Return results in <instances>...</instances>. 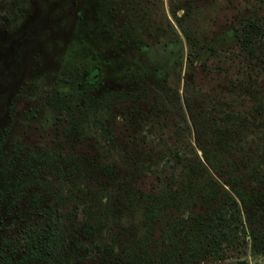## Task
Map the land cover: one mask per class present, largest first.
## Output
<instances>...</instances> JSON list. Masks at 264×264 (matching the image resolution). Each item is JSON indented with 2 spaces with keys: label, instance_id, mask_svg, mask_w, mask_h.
<instances>
[{
  "label": "rangeland",
  "instance_id": "obj_1",
  "mask_svg": "<svg viewBox=\"0 0 264 264\" xmlns=\"http://www.w3.org/2000/svg\"><path fill=\"white\" fill-rule=\"evenodd\" d=\"M247 19L260 27L253 53L229 32ZM2 170L18 189L3 188ZM160 176L178 198L147 225ZM221 206L214 232L233 242L193 264H264V0H0V244L18 256L25 230L50 213L76 208L79 224L99 208L111 249L76 227L79 245L52 264H188L157 257L170 223Z\"/></svg>",
  "mask_w": 264,
  "mask_h": 264
},
{
  "label": "trees",
  "instance_id": "obj_2",
  "mask_svg": "<svg viewBox=\"0 0 264 264\" xmlns=\"http://www.w3.org/2000/svg\"><path fill=\"white\" fill-rule=\"evenodd\" d=\"M259 29L260 27L257 23L251 19H247L246 22L240 26V28L236 29L235 27H232V30H229V32L235 34L238 37L240 46L243 49L253 53L255 50L253 38L259 33ZM96 121L97 120H94V124ZM99 122L100 127H97L101 130L103 137L107 139V141H112L113 137L110 128L104 124L101 118ZM2 154L5 155L4 153ZM10 157H8L6 162L3 161L4 159L2 157V162L8 165ZM64 157L67 160V156ZM205 157L214 170L218 171L220 174L225 173L222 166H217L208 152H205ZM190 166L196 170V167H204V164L201 160H199L193 164H190ZM198 171H200V169ZM2 175L4 176V189L10 190L13 189V187L18 189L21 184L20 181L14 182L11 178V175H5L3 170ZM160 177L163 184L161 192L159 194H152L150 202H145L143 205V213L147 225H151L157 219V216L160 213V208L170 203L169 196H172L173 194L169 186H167V177ZM247 177L253 180L259 179L254 166L249 168ZM211 181L212 185H209V188L211 189L209 192L207 191V195L214 199L215 195L218 193L216 189L220 185L213 177H211ZM232 181H229L231 186ZM214 185L217 187L215 188ZM232 189L236 192L238 198L245 204L247 197L242 192V190L237 188V186H232ZM81 190L83 189L81 188ZM38 196L39 195L34 194L31 197V202L33 204H35ZM173 196L174 197L172 198H174V201H176L178 195L173 194ZM81 197L83 199L82 201L85 203L87 200L84 192ZM229 197L232 196L229 195ZM69 198L70 200H73L77 203V198L74 194H72V196L70 195ZM102 198L103 193L101 192L99 193L100 202L102 201ZM134 203L137 205L138 202L135 201ZM87 205H89V203ZM99 206L100 203L97 205V207ZM99 210V208L98 210L88 209L89 220L87 218H83L79 224L73 220V217H75L77 214L76 208L68 210L67 213H65V211H58L54 216L50 213L48 218L39 228L34 230H25L24 234L22 235V248L18 256L12 254L15 252L16 247L12 246L10 241L3 240V243L0 244V264H33L35 262H39L40 264H52L54 263V259H62L69 248L79 245L80 239L78 238L77 232L74 230L76 227H79L86 236L94 235L92 230H95L97 234H100V237L104 241L106 247L111 249L112 245L105 242V239L102 236L103 218L101 219L98 217V213H100ZM226 211L227 208L221 206L211 212L207 211L200 214L190 213L187 216L182 217L178 222L170 223L169 230L173 239L170 250H162V252L157 254V257L166 259L168 263H173V261H176L179 259V257H183L185 259V263L188 264L199 262L203 259V257L208 256L223 258L225 255L224 247H222L223 241L231 243L233 242V239L225 232L222 236H216L214 227L217 225L218 221L226 225ZM177 227H180V229L183 231V241L188 245V249L184 250L183 252L179 250ZM6 245L11 246V248L8 250L11 254H8V251L5 250ZM87 247L90 250L101 249L100 244L97 241H93L91 244L88 242ZM145 251L147 252V249H145ZM229 264H248V261L244 257H237Z\"/></svg>",
  "mask_w": 264,
  "mask_h": 264
},
{
  "label": "flooded vegetation",
  "instance_id": "obj_3",
  "mask_svg": "<svg viewBox=\"0 0 264 264\" xmlns=\"http://www.w3.org/2000/svg\"><path fill=\"white\" fill-rule=\"evenodd\" d=\"M16 96H17V93H14L13 96H12V101H11V103L9 105V109H11V106L13 105V102H14V99H15Z\"/></svg>",
  "mask_w": 264,
  "mask_h": 264
}]
</instances>
